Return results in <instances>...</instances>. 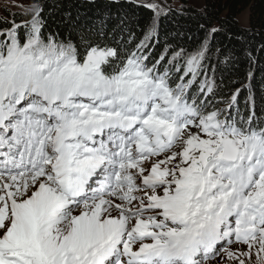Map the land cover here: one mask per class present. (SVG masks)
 Segmentation results:
<instances>
[{
	"label": "snow or ice",
	"instance_id": "6c2138e0",
	"mask_svg": "<svg viewBox=\"0 0 264 264\" xmlns=\"http://www.w3.org/2000/svg\"><path fill=\"white\" fill-rule=\"evenodd\" d=\"M124 3L151 11L142 35ZM28 11L0 30V264H205L221 250L225 264H264L251 50L225 97L240 56L216 44L211 63L221 29L201 24L195 48L166 39L157 56L173 11L160 3L108 0L47 34L44 5Z\"/></svg>",
	"mask_w": 264,
	"mask_h": 264
},
{
	"label": "trees",
	"instance_id": "16d2710c",
	"mask_svg": "<svg viewBox=\"0 0 264 264\" xmlns=\"http://www.w3.org/2000/svg\"><path fill=\"white\" fill-rule=\"evenodd\" d=\"M178 2L180 4L179 7H169L173 11L162 24L159 45L155 49L156 55L158 56L163 52L166 39L169 43L179 42L191 49L195 48L196 42L203 38L206 29H221L215 34L211 63L215 64L216 62V44H227L229 48L235 49L240 56V63L236 66V69L231 74H225L227 78L224 79L221 86L222 95L226 97L235 88L241 86L239 83H232L233 81L245 80L249 66L248 60L244 57V50L250 49L252 55L257 58V63L252 69L255 72V81L253 83L256 90L257 104L258 106H264V100L261 99L264 96V90L261 88V78L264 77V51H259L261 44H264V0H204L203 8L200 10L193 8L189 0H178ZM30 3L44 5L43 15L47 20L45 28V34H47V31L56 27L57 21L63 19L65 12L70 11L73 19L79 16L80 19L76 21L78 24L89 23L99 11L105 9L108 0H30ZM53 5L57 7L53 8ZM246 9L249 12L248 27L244 28L239 24L238 16ZM50 10L52 11L51 16H49ZM116 11L117 9L113 7L112 12L115 13ZM120 11L126 12L131 17L134 30L138 33L139 28L136 23L139 22L142 25L152 15L147 8H137L126 3L123 4ZM181 11L183 14L178 17L177 13ZM30 15L29 11L18 10L11 16V19L8 18L6 20V16H0V30L9 28L10 21L21 24L29 19ZM177 19L179 21L178 25L175 23ZM112 23L114 21H109L110 25ZM201 24L205 25V30L200 29ZM176 31L185 34L183 41L172 39ZM21 33H23V29H21ZM139 34L142 35V33ZM189 36L192 37L191 41L188 40ZM229 36L232 37L230 41L228 39ZM216 79L219 83L221 79L219 73L216 74ZM224 85L227 87H224ZM246 96L247 92L241 96V105H243Z\"/></svg>",
	"mask_w": 264,
	"mask_h": 264
},
{
	"label": "rangeland",
	"instance_id": "374dc122",
	"mask_svg": "<svg viewBox=\"0 0 264 264\" xmlns=\"http://www.w3.org/2000/svg\"><path fill=\"white\" fill-rule=\"evenodd\" d=\"M203 1L204 0H189L190 5L193 8H196L198 10L203 8ZM149 2L153 3H160L163 6H175L179 7L180 4L178 0H149ZM34 4L30 3V0H0V16L4 17L6 16V20L9 18L11 19L12 15L16 13L18 10L27 12L31 6ZM248 17H249V12L248 10H244L239 16H238V22L241 25V27L247 28L248 27ZM13 20V19H12ZM12 22L10 21V27L12 26ZM227 260L224 259L222 262L225 264ZM218 261V264H221V260L218 259L214 261L212 264H217L216 262Z\"/></svg>",
	"mask_w": 264,
	"mask_h": 264
}]
</instances>
